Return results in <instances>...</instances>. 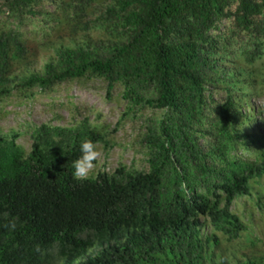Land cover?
I'll return each mask as SVG.
<instances>
[{
    "label": "trees",
    "instance_id": "trees-1",
    "mask_svg": "<svg viewBox=\"0 0 264 264\" xmlns=\"http://www.w3.org/2000/svg\"><path fill=\"white\" fill-rule=\"evenodd\" d=\"M86 81L113 129L0 131V264H264V0H0V108ZM129 116L141 167L75 180Z\"/></svg>",
    "mask_w": 264,
    "mask_h": 264
},
{
    "label": "rangeland",
    "instance_id": "rangeland-1",
    "mask_svg": "<svg viewBox=\"0 0 264 264\" xmlns=\"http://www.w3.org/2000/svg\"><path fill=\"white\" fill-rule=\"evenodd\" d=\"M73 106L77 107V113L87 114L91 121L97 120L101 125H107L109 129H113L120 119L119 114L123 102L120 103L115 96L111 100H106L104 86L97 81L62 85L54 93H38L30 101L17 98L7 101L2 106L3 108H0V131L5 133L18 132L20 135L17 142L28 149L30 145L28 129L30 126L41 123L70 125V119L75 114L72 110ZM136 117L129 116L120 121L119 128L111 133L112 135L108 138L110 143L108 146L97 145L100 155L90 177H94L96 171L99 170L110 172L116 168L118 163L125 165L134 163L137 167H141L140 150L143 148L138 147L137 144L133 145L138 137V122L134 121ZM242 203H244V211L247 203L239 197L236 198L232 206L233 209L241 212ZM247 217L248 215L245 217L246 221L248 220ZM253 230L256 234H264V227L255 226Z\"/></svg>",
    "mask_w": 264,
    "mask_h": 264
},
{
    "label": "clouds",
    "instance_id": "clouds-1",
    "mask_svg": "<svg viewBox=\"0 0 264 264\" xmlns=\"http://www.w3.org/2000/svg\"><path fill=\"white\" fill-rule=\"evenodd\" d=\"M79 151H80V155L76 159H74L71 164V167L73 169L72 176L75 180L84 181L89 179L92 170L95 168V162L98 160L100 153L97 150L96 144L90 139H84L80 142ZM235 201L236 199L234 200L233 205ZM253 217L254 218H252L249 223L248 232L253 236L262 238L264 234L263 235L256 234L253 228L255 226L259 228L264 227V222H262L259 218H257L256 213L253 215ZM105 244H106V240L104 239L103 247L105 246ZM98 248H100V244L88 248L87 254H92L93 252L98 250Z\"/></svg>",
    "mask_w": 264,
    "mask_h": 264
}]
</instances>
